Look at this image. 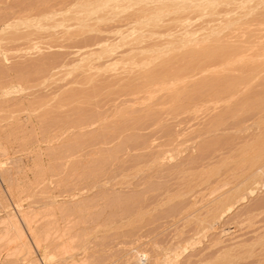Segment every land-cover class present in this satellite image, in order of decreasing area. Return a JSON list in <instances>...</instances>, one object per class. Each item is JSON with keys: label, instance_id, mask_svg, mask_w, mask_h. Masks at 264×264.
I'll list each match as a JSON object with an SVG mask.
<instances>
[{"label": "rangeland", "instance_id": "rangeland-1", "mask_svg": "<svg viewBox=\"0 0 264 264\" xmlns=\"http://www.w3.org/2000/svg\"><path fill=\"white\" fill-rule=\"evenodd\" d=\"M164 1L0 0V185L4 191L0 204V264H252L253 257V264H264V178L252 195L248 196L244 187L247 191L241 189L223 198L225 188L233 184L222 185L221 181H230L241 169L237 150L263 128L257 119L264 115L249 112L223 125L216 122V114L225 113L223 110L227 111L242 95L264 90V0ZM207 53L215 56L208 60ZM216 54L221 57L214 59ZM188 66L206 70L194 71L195 75L190 76L193 73L185 71ZM217 76L218 80L243 78L247 87L241 85L232 100L215 99V103L202 98L206 102L200 99L201 104L194 93L196 85L208 84ZM176 78L178 81H174ZM241 160L240 164H247V160ZM220 195L221 201L217 198ZM229 205L228 211L222 210ZM8 215L21 226L24 240L7 229ZM63 245L68 247L65 252Z\"/></svg>", "mask_w": 264, "mask_h": 264}, {"label": "bare ground", "instance_id": "bare-ground-1", "mask_svg": "<svg viewBox=\"0 0 264 264\" xmlns=\"http://www.w3.org/2000/svg\"><path fill=\"white\" fill-rule=\"evenodd\" d=\"M160 2L161 1H164V0H159ZM167 1V0H166ZM170 1V0H169ZM174 1H177V0H174ZM198 1V0H197ZM200 1H204V0H199V2ZM165 2V1H164ZM182 5V4H181ZM183 7V6H182ZM174 10V9H173ZM186 11V10H185ZM178 12V11H177ZM228 13V12H227ZM224 14H226V13H224ZM134 16V15H133ZM133 18V17H132ZM135 18V17H134ZM185 18V17H184ZM183 18V19H184ZM176 19V18H175ZM187 19V18H186ZM145 20V19H144ZM171 20H173V19H171ZM179 20V19H178ZM228 20V19H227ZM136 21H138V19H136L135 20V22ZM184 21H185V19H184ZM232 21V20H231ZM262 21V20H261ZM171 22V21H170ZM179 22V21H178ZM183 21H181V23H182ZM241 22V21H240ZM244 22V21H243ZM168 23V22H167ZM166 23V24H167ZM191 23V22H190ZM189 23V24H190ZM230 23V22H229ZM253 23H254V21H253ZM136 24V23H135ZM178 24H180V23H178ZM261 24V23H260ZM187 25V24H186ZM185 25V26H186ZM241 25V24H240ZM184 26V27H185ZM232 26V25H231ZM242 26V25H241ZM169 27V26H168ZM184 27H183V30L184 31H186L185 29H184ZM238 27H239V25H238ZM244 27V26H243ZM249 27V26H248ZM250 27H252V26H250ZM257 27V26H256ZM260 27V26H259ZM170 28V27H169ZM241 28V27H240ZM255 28V27H254ZM168 29V28H167ZM180 29V28H179ZM235 29V28H234ZM172 30V29H171ZM215 30V29H214ZM264 30V29H263ZM170 31V30H169ZM166 32V31H165ZM168 32V31H167ZM166 32V33H167ZM172 32V31H171ZM180 32V31H179ZM182 33V32H181ZM232 33V32H231ZM168 34V33H167ZM166 34V35H167ZM170 34V33H169ZM173 33H171V35H172ZM183 34V33H182ZM185 34H187V32H185ZM229 34V33H228ZM208 35H210V34H208ZM256 35V34H255ZM168 36V35H167ZM173 36V35H172ZM171 36V37H172ZM231 37V36H230ZM243 37V36H242ZM247 38V37H246ZM204 39V38H203ZM182 40V39H181ZM229 40V39H228ZM231 40H233L232 38H231ZM253 40V39H252ZM219 41V40H218ZM263 41V40H262ZM92 42V41H91ZM217 42V41H216ZM215 42V43H216ZM254 42V41H253ZM197 43V42H196ZM225 43V42H224ZM233 43V42H232ZM235 43V42H234ZM89 44V43H88ZM209 44V43H208ZM243 44V43H242ZM261 44V43H260ZM97 45V44H96ZM182 45V44H181ZM184 45V44H183ZM206 45V44H205ZM204 44H203V46H205ZM227 45V44H226ZM250 45V44H249ZM86 46V45H85ZM219 46V45H218ZM222 46H224V45H222ZM235 46H236V44H235ZM262 46V45H261ZM263 47H264V45H263ZM183 48V47H182ZM202 48V47H201ZM214 48V47H213ZM232 48V47H231ZM230 48V50H232ZM247 48V47H246ZM256 48V47H255ZM262 48V47H261ZM234 49V48H233ZM258 49V48H257ZM224 50V49H223ZM227 50V49H226ZM225 50V51H226ZM235 50V49H234ZM242 50H243V48H242ZM91 51H93V50H91ZM131 51V50H130ZM187 51V50H186ZM212 51V50H211ZM224 51V52H225ZM94 52V51H93ZM182 52V51H181ZM190 52V51H189ZM192 52V51H191ZM205 52V51H204ZM235 52V51H234ZM240 52H242V51H240ZM125 53V52H124ZM129 53V52H128ZM219 53H221L222 55L224 54V53H222V52H219ZM227 53V52H226ZM225 53V55L224 56H226L227 54ZM237 53V52H236ZM191 54V53H190ZM198 54V53H197ZM197 54H195V55H197ZM208 55L206 56V59H208V60H211L214 56H215V54H212V53H207ZM221 54H219L220 55V57H221ZM229 54V53H228ZM246 54V53H245ZM93 55V54H92ZM214 55V56H213ZM219 55L217 56V54H216V56L217 57H215L214 59H216V58H218L219 57ZM242 55V54H241ZM250 55H252V54H250ZM88 56H90V54L88 55ZM124 56V55H123ZM187 56V55H186ZM198 56H199V54H198ZM204 56V55H203ZM229 56H230V54H229ZM233 56V55H232ZM247 56V55H246ZM82 57V56H81ZM122 57V56H121ZM176 57V56H175ZM202 57V56H201ZM223 57V56H222ZM227 57V56H226ZM231 57V56H230ZM251 57V56H250ZM85 58V57H84ZM196 58H198V57H196ZM203 58V57H202ZM235 58H236V56H235ZM242 58V57H241ZM244 58V57H243ZM246 58V57H245ZM257 58V57H256ZM146 59V58H145ZM188 59V58H187ZM189 59H190V57H189ZM204 59V58H203ZM202 59V60H203ZM224 59H226V58H224ZM247 59V58H246ZM181 60H183V59H181ZM191 60V59H190ZM194 60V59H193ZM205 60V59H204ZM203 60V61H204ZM223 60V59H222ZM232 60V59H231ZM230 60V61H231ZM236 60V59H235ZM239 60V59H238ZM254 60V59H253ZM255 60H257V59H255ZM259 60V59H258ZM119 61V60H118ZM146 61V60H145ZM164 61V60H163ZM184 61V60H183ZM228 61H229V59H228ZM252 60H250V62H251ZM140 62H141V60H140ZM147 62H148V60H147ZM192 62V61H191ZM195 62V61H194ZM200 62V61H199ZM221 62V61H220ZM227 61L225 60V63H226ZM232 62V61H231ZM230 62V63H231ZM234 62H236V61H234ZM142 63V62H141ZM165 63V62H164ZM170 63V62H169ZM184 63H186V61L184 62ZM215 62H213V64H214ZM217 63H218V61H217ZM172 64V63H171ZM187 64V63H186ZM199 64V63H198ZM208 64V63H207ZM219 64V63H218ZM224 64V63H223ZM233 64V63H232ZM231 64V65H232ZM243 64V63H242ZM245 64V63H244ZM258 64H259V62H258ZM113 65V64H112ZM145 65V64H144ZM211 65H212V63H211ZM215 65V64H214ZM228 65V64H227ZM226 65V66H227ZM234 65V64H233ZM247 65V64H246ZM251 65H252V63H251ZM250 65V66H251ZM261 65V64H260ZM150 66H152V64L150 65ZM171 66H173V65H171ZM177 66V65H176ZM183 66V65H182ZM186 66V65H185ZM184 66V67H185ZM190 66V65H189ZM188 66V68H187V70L185 69V71H189L190 72V74H191V72L193 73V74H191L190 76H192V75H195L196 74V71L197 72H205V70H206V68H204V67H201V69H199V68H197V67H195L194 68V66H192V68H190ZM205 66H207V65H205ZM210 66V65H209ZM230 66V65H229ZM149 67V66H148ZM161 67V66H160ZM164 68H165V66H163ZM179 67V66H178ZM213 67H217V66H213ZM240 67V66H239ZM242 67H243V65H242ZM252 67V66H251ZM150 68V67H149ZM149 68H146V69H149ZM170 68V67H169ZM186 68V67H185ZM204 68V69H203ZM209 68V67H208ZM211 68V67H210ZM209 68V69H210ZM219 68H222V67H220L219 66ZM224 68H225V66H224ZM233 68V67H232ZM235 68V67H234ZM261 68V67H260ZM160 69V68H159ZM216 69V68H215ZM255 69V68H254ZM253 69V70H254ZM262 69V68H261ZM133 70V69H132ZM150 70V69H149ZM156 70H158V69H156ZM166 70V72H167V70L168 69H165ZM176 70V69H175ZM175 70L174 69H172L171 70V72L172 71H174V73H175ZM177 70H179V68L177 69ZM237 70H238V68H237ZM243 70H244V68H243ZM253 70H252V72H253ZM140 71V70H139ZM161 71H162V69H161ZM194 71H195V74H194ZM215 71V70H214ZM214 71H212V72H214ZM221 71V70H220ZM222 71H223V69H222ZM225 71V70H224ZM246 71V70H245ZM247 71H250V70H247ZM180 72V71H179ZM184 72V71H183ZM210 72V71H209ZM231 72H233V71H231ZM240 72V71H239ZM251 72V71H250ZM139 73V72H138ZM155 73V72H154ZM153 73V74H154ZM159 73H160V71H159ZM162 73V72H161ZM161 73H160V75H161ZM186 74H187V72H185ZM224 73V72H223ZM228 73H229V71H228ZM238 73V72H237ZM260 73V72H259ZM134 74V73H133ZM146 74H147V72H146ZM151 74V73H150ZM164 74V73H163ZM166 74H168V73H166ZM170 74V73H169ZM173 74V73H172ZM176 74V73H175ZM189 74V73H188ZM218 74V73H217ZM220 74V73H219ZM226 74V73H225ZM245 74V73H244ZM252 74V73H251ZM262 74H263V72H262ZM1 75V74H0ZM118 75V74H117ZM130 75V74H129ZM177 75V74H176ZM181 75V74H180ZM179 75V76H180ZM222 75V74H221ZM233 75H235L234 73H233ZM137 76V75H136ZM150 76V75H149ZM148 76V77H149ZM152 76V75H151ZM150 76V77H151ZM154 76H155V74H154ZM168 76H170V75H168ZM172 76H174V75H172ZM178 76V77H179ZM243 76V75H242ZM241 76V77H242ZM250 76V75H249ZM119 77V76H118ZM117 77V78H118ZM122 77V76H121ZM130 77H132V76H130ZM135 77V76H134ZM142 77V76H141ZM165 77H166V75H165ZM171 77V76H170ZM175 77V76H174ZM183 77H184V73H183ZM186 77V76H185ZM188 77V76H187ZM201 77V76H200ZM92 78V77H91ZM109 78V77H108ZM128 78V77H127ZM155 78V77H154ZM161 78V77H160ZM167 78H169V77H167ZM243 78H244V76H243ZM242 78V79H243ZM252 78V77H251ZM11 79V78H10ZM111 79V78H110ZM144 79H145V77H144ZM152 79V78H151ZM156 79V78H155ZM162 80H163V78H161ZM165 79V78H164ZM178 78H176L174 81H176ZM180 80H181V78H179ZM194 79V78H193ZM201 79V78H200ZM215 79V78H214ZM213 79V80H214ZM217 79V80H216ZM214 81H209L208 82V84H204V82L202 83L201 82V85H200V82H199V84L198 85H200L199 87H197L198 85H196V87H195V89H197V90H193L194 91V93L196 94V98H198L197 99V101L198 102H200L201 103V101H200V99H202V98H208L207 99V101H209V98L210 99H213V101L215 100V101H217V100H220V99H222V98H225V99H231L232 100V98L234 97V96H236L237 95V92H239V87L241 86V87H243V88H246L247 86H245L247 83L245 82V80L247 79V77L246 78H244L243 80H244V82L246 83L245 85H244V83H243V81H242V79H240V78H225L224 79V77H223V80L221 79H219L218 80V76H217V78H216ZM260 79V78H259ZM263 79V78H262ZM116 80V79H115ZM128 80V79H127ZM132 80V79H131ZM160 80V79H159ZM158 80V81H159ZM161 80V81H162ZM171 80H173V79H171ZM190 80H192V78L190 79ZM196 80V79H195ZM204 80V79H203ZM202 80V81H203ZM250 80V79H249ZM94 81V80H93ZM95 81H97V80H95ZM108 81H109V79H108ZM148 81V80H147ZM149 81H151V80H149ZM153 81V80H152ZM156 81H157V79H156ZM165 81V80H164ZM168 81V80H167ZM174 81H173V83H174ZM178 81V80H177ZM194 81V80H193ZM107 81H105L104 83H106ZM121 82H122V80H121ZM121 82H119V83H121ZM169 82V81H168ZM188 82V81H187ZM205 82H207V81H205ZM247 82H248V80H247ZM103 83V84H104ZM123 83H125V82H123ZM127 83V82H126ZM133 83V82H132ZM131 83V84H132ZM157 83V82H156ZM159 83V82H158ZM165 83V82H164ZM181 83H183L182 82V80H181ZM255 83V82H254ZM90 84V83H89ZM144 84V83H143ZM168 84V83H167ZM166 84V85H167ZM175 84V83H174ZM261 84H262V82H261ZM260 84V85H261ZM264 84V83H263ZM3 85V84H2ZM102 85V84H101ZM108 85V84H107ZM111 85V84H110ZM116 85V84H115ZM129 85V84H128ZM138 85V84H137ZM248 85V87H251V84L249 85V83L247 84ZM4 86V85H3ZM114 86V85H113ZM120 86H122V85H120ZM132 86V85H131ZM131 86L130 87H128V88H131ZM134 86V85H133ZM136 86V85H135ZM141 86V85H140ZM161 86V85H160ZM159 86V87H160ZM169 86V85H168ZM173 86V85H172ZM178 86V85H177ZM2 87V86H1ZM146 88H147V86H145ZM152 87H153V85H152ZM162 87H163V84H162ZM166 87V86H165ZM164 87V88H165ZM171 87V86H170ZM119 88V87H118ZM121 88V87H120ZM167 88V87H166ZM183 88V87H182ZM192 88V87H191ZM203 88H204V91H203ZM205 88H206V91L208 92V90H210L211 91V89H213L212 91H211V93H209V94H206V91H205ZM263 88H264V86H262V90H263ZM0 89H2V88H0ZM94 89V88H93ZM108 89V88H107ZM110 89V88H109ZM113 89V88H112ZM126 89V88H125ZM137 89H139L138 88V86H137ZM141 89V88H140ZM142 89H143V87H142ZM148 89H149V87H148ZM161 89V88H160ZM174 89V88H173ZM176 89V88H175ZM194 89V88H193ZM259 89V88H258ZM79 90V89H78ZM116 90V89H115ZM134 90V89H133ZM150 90H152V89H150ZM150 90H149V93H151L150 92ZM157 90V89H156ZM163 90V89H162ZM171 90V89H170ZM185 90V89H184ZM109 91V90H108ZM117 91V90H116ZM121 91V90H120ZM130 91V90H129ZM142 91V90H141ZM141 91H140V93H141ZM145 91V90H144ZM146 91H148L147 89H146ZM155 91V90H154ZM161 91V90H160ZM175 91V90H174ZM173 91V92H174ZM178 91H179V89H178ZM186 91V90H185ZM253 91V90H252ZM257 91V90H256ZM104 92V91H103ZM102 92V93H103ZM133 92H135V91H133ZM139 92V91H138ZM166 92V91H165ZM173 92H171L170 94H172ZM175 92H177V90L175 91ZM181 92V91H180ZM249 92V91H248ZM109 93H110V91H109ZM128 93V92H127ZM146 93V92H145ZM144 93V94H145ZM189 93V92H188ZM191 93H192V91H191ZM246 93V92H245ZM121 94V93H120ZM131 94V93H130ZM135 94V93H134ZM138 94V93H137ZM143 94V93H142ZM185 94H186V92H185ZM190 94V93H189ZM77 95V94H76ZM104 95V94H103ZM129 95V94H128ZM152 95V94H151ZM150 95V96H151ZM163 95V94H162ZM165 95H167L166 93H165ZM74 96V95H73ZM100 96V95H99ZM112 96V95H111ZM114 96H115V94H114ZM125 96V95H124ZM132 96H133V94H132ZM140 96V95H139ZM145 96V95H144ZM143 96V97H144ZM148 96V95H147ZM159 96V95H158ZM161 96V95H160ZM176 96H177V94H176ZM76 97V96H75ZM87 97V96H86ZM110 97V96H109ZM129 97H131V96H129ZM172 97V96H171ZM187 97V96H186ZM118 98H120V97H118ZM117 98V99H118ZM145 98H147L146 96H145ZM153 98V97H152ZM175 98V97H174ZM188 98V97H187ZM186 98V99H187ZM195 98V97H194ZM238 98V97H237ZM236 98V99H237ZM73 99V98H72ZM86 99V98H85ZM125 99V98H124ZM137 99V98H136ZM158 99V98H157ZM171 99V98H170ZM182 99V98H181ZM189 99H191V98H189ZM193 99V98H192ZM204 99H202V102H203V100ZM234 99V98H233ZM80 100V99H79ZM79 100H77V101H79ZM90 100V99H89ZM100 100V99H99ZM114 100V99H113ZM128 100V99H127ZM139 100V99H138ZM142 100H143V98H142ZM150 100V99H149ZM162 100V99H161ZM174 100V99H173ZM206 100V99H205ZM204 100V101H205ZM230 100V101H231ZM178 101V100H177ZM188 101V100H187ZM196 101V100H195ZM211 101V100H210ZM214 101V102H215ZM233 101H235V100H233ZM89 102V101H88ZM100 102V101H99ZM109 102V101H108ZM113 102H115V101H113ZM112 102V103H113ZM165 102V101H164ZM169 102V101H168ZM172 102V101H171ZM206 102V101H205ZM212 102V101H211ZM222 102V101H221ZM224 102V101H223ZM226 102V101H225ZM229 102V101H228ZM227 102V103H228ZM20 103V102H19ZM80 103V102H79ZM85 103V102H84ZM101 103V102H100ZM103 103V102H102ZM117 103V102H116ZM121 103V102H120ZM195 103V102H194ZM204 103V102H203ZM208 103V102H207ZM210 103V102H209ZM216 103V102H215ZM220 103V102H219ZM97 104V103H96ZM111 104V103H110ZM152 104V103H151ZM174 104V103H173ZM202 104V103H201ZM77 105H78V103H77ZM120 105V104H119ZM140 105V104H139ZM162 105V104H161ZM178 105V104H177ZM188 105H189V103H188ZM191 105V104H190ZM207 105H209V104H207ZM216 105V104H215ZM91 106V105H90ZM97 106V105H96ZM113 106V105H112ZM138 106V105H137ZM179 106V105H178ZM99 107V106H98ZM155 107V106H154ZM187 107V106H186ZM207 107V106H206ZM213 107V106H212ZM219 107H220V105H219ZM81 108V107H80ZM104 108V107H103ZM137 108V107H136ZM179 108V107H178ZM204 108V107H203ZM215 108V107H214ZM217 108V107H216ZM90 109V108H89ZM102 109V108H101ZM104 109H106V108H104ZM103 109V110H104ZM108 109H109V107H108ZM111 109V108H110ZM157 109V108H156ZM160 109V108H159ZM183 109H184V107H183ZM199 109V108H198ZM206 109V108H205ZM212 109V108H211ZM220 109V108H219ZM218 109V110H219ZM91 110V109H90ZM143 110V109H142ZM153 110V109H152ZM74 111V110H73ZM105 111V110H104ZM122 111V110H121ZM139 111V110H138ZM184 111V110H183ZM186 111H188V109L186 110ZM209 111V110H208ZM148 112V111H147ZM172 112V111H171ZM223 112H225V113H222V114H216V122H218L219 124H221L222 123V125H223V123L224 122H226L228 119H236L237 117H238V119H239V116H243L244 114H246V113H249V112H255V114H258V116H259V114H263L264 115V90L263 91H261V92H258V93H253V95H248V96H243L242 95V98H240V100H238V102H236L232 107H229V108H227V111H224L223 110ZM96 113V112H95ZM95 113H93V114H95ZM146 113V112H145ZM160 113V112H159ZM201 113V112H200ZM209 113V112H208ZM217 113V112H216ZM81 114V113H80ZM97 114V113H96ZM156 114V113H155ZM164 114V113H163ZM196 114V113H195ZM84 115V114H83ZM86 115V114H85ZM106 115H107V113H106ZM160 115H162V114H160ZM188 115V114H187ZM205 115V114H204ZM212 115V114H211ZM103 116V115H102ZM169 116V115H168ZM254 116V115H253ZM257 116V115H256ZM261 116V115H260ZM144 117V116H143ZM157 117V116H156ZM191 117V116H190ZM255 117V116H254ZM84 118V117H83ZM92 118V117H91ZM147 118V117H146ZM158 118V117H157ZM252 119H253V117H251ZM256 118V117H255ZM79 119V118H78ZM82 119V118H81ZM237 119V120H238ZM93 120V119H92ZM117 120V119H116ZM165 120V119H164ZM163 120V121H164ZM199 120H201V119H199ZM215 120V119H214ZM248 120V119H247ZM254 120V119H253ZM253 120H252V122H253ZM258 122L259 123H262V125H263V128H260L261 130H259V132L256 134V135H254V137H252L253 138V140H251V139H248L245 143H241L240 142V139H239V144L241 143V147H240V149L239 150H237V151H239V154H240V156H239V158H238V160H240V162L242 161L241 159L242 158H244L245 160H247V164H244V165H246L245 167H242V166H244L243 165V163L242 164H240V162H237V163H239V166L241 167V169H239V172L237 173V174H233L232 175V179L229 181V180H226V178L225 179H223V180H221L222 181V185H225V184H228V183H232L233 184V186H231V188L229 189L228 187H227V189L225 188V191H224V188H222L223 189V193H222V198H223V195L224 196H226V197H229V195H231L232 196V194L233 193H237V192H239V190H243L244 189V187L245 188H247V190H248V196H249V194L250 195H252L253 194V192L255 191V190H257L258 189V187H260V181L262 180V178H264V116L263 117H258ZM97 121V120H96ZM118 121V120H117ZM137 121V120H136ZM175 121H176V119H175ZM93 122V121H92ZM143 122V121H142ZM152 122H154V121H152ZM156 122V121H155ZM161 122V121H160ZM179 122V121H178ZM181 122V121H180ZM201 122V121H200ZM210 122V121H209ZM242 122V121H241ZM244 122V121H243ZM96 123V122H95ZM127 123V122H126ZM136 123V122H135ZM165 123H166V121H165ZM210 123H212V122H210ZM209 123V124H210ZM217 123V124H218ZM235 123V122H234ZM89 124V123H88ZM125 124V123H124ZM132 124V123H131ZM149 124V123H148ZM148 124H146V125H148ZM198 124V123H197ZM242 124V123H241ZM253 124V123H252ZM256 124H258V123H256ZM123 125V124H122ZM199 125V124H198ZM204 125V124H203ZM213 125L215 126V124L213 123ZM213 125H211V126H213ZM228 125V124H227ZM234 125H236V124H234ZM262 125H261V127H262ZM97 126V125H96ZM128 126V125H127ZM156 126V125H155ZM157 126H159V125H157ZM162 126V125H161ZM170 126H171V124H170ZM233 126V125H232ZM238 126V125H237ZM118 127V126H117ZM123 127V126H122ZM130 127V126H129ZM145 127H147V126H145ZM168 127H169V125H168ZM177 127V126H176ZM228 127V126H227ZM245 127V126H244ZM257 127V126H256ZM112 128V127H111ZM124 128V127H123ZM153 128V127H152ZM156 128V127H155ZM234 128V127H233ZM166 129V128H165ZM178 129V128H177ZM186 129V128H185ZM188 129V128H187ZM186 129V130H187ZM203 129V128H202ZM208 129H210V128H208ZM212 129V128H211ZM213 129H214V127H213ZM216 129V128H215ZM185 130V131H186ZM228 130V129H227ZM242 130V129H241ZM93 131V130H92ZM91 131V132H92ZM164 131V130H163ZM190 131H192V130H190ZM216 131H217V129H216ZM154 132V131H153ZM162 132V131H161ZM180 132V131H179ZM210 132V131H209ZM208 132V133H209ZM228 132V131H227ZM244 132V131H243ZM78 133V132H77ZM178 133V132H177ZM184 133V132H183ZM206 133V132H205ZM215 133V132H214ZM229 133V132H228ZM116 134V133H115ZM121 134V133H120ZM136 134V133H135ZM156 134H157V132H156ZM159 134H160V136H161V133H160V131H159ZM163 134V133H162ZM173 134V133H172ZM176 134V133H175ZM202 134V133H201ZM207 134V133H206ZM238 134V133H237ZM134 135V134H133ZM154 135V134H153ZM181 135V134H180ZM209 135V134H208ZM217 135V134H216ZM243 135V134H242ZM253 135V134H252ZM113 136V135H112ZM118 136V135H117ZM147 136H149V135H147ZM236 136V135H235ZM91 137V136H90ZM129 137V136H128ZM144 137V136H143ZM170 137V136H169ZM180 137V136H179ZM183 137V136H182ZM181 137V138H182ZM187 137V136H186ZM219 137V136H218ZM103 138H105V137H103ZM108 138V137H107ZM149 138V137H148ZM154 138V137H153ZM175 138V137H174ZM173 138V139H174ZM225 138V137H224ZM231 138V137H230ZM245 138V137H244ZM248 138H250V137H248ZM246 139V138H245ZM93 140V139H92ZM118 140V139H117ZM135 140V139H134ZM175 140V139H174ZM251 142H250V141ZM94 141V140H93ZM172 141V140H171ZM186 141V140H185ZM194 141V140H193ZM221 141V140H220ZM96 142V141H95ZM175 142H177V141H175ZM188 142V141H187ZM216 142V141H215ZM218 142V141H217ZM222 142H223V140H222ZM228 142H231V141H228ZM238 142V141H237ZM249 142V143H248ZM100 143V142H99ZM103 143V142H102ZM107 143V142H106ZM127 143H129V142H127ZM180 143V142H179ZM210 143H211V141H210ZM227 143V142H226ZM225 143V144H226ZM236 143V142H235ZM258 144V145H255V144ZM95 144V143H94ZM97 144V143H96ZM176 144H178V143H176ZM175 144V145H176ZM218 144V143H217ZM86 145V144H85ZM92 145V144H91ZM99 145V144H98ZM102 145V144H101ZM111 145V144H110ZM137 145H139V144H137ZM179 145V144H178ZM181 145V144H180ZM211 145V144H210ZM215 145V144H214ZM224 145V144H223ZM231 145H233V144H231ZM249 145H251V147H249ZM252 145H255V146H252ZM121 146V145H120ZM151 146V145H150ZM161 146V145H160ZM204 146V145H203ZM202 146V147H203ZM207 146V145H206ZM206 146H204V147H206ZM220 146V145H219ZM177 147V146H176ZM195 147V146H194ZM200 147V146H199ZM212 147V146H211ZM232 147V146H231ZM80 148V147H79ZM155 148H157V147H155ZM173 148H175V147H173ZM213 148V147H212ZM215 148V147H214ZM234 148V147H233ZM86 149V148H85ZM92 150H93V148H91ZM122 149H123V147H122ZM127 149V148H126ZM182 149V148H181ZM203 149V148H202ZM201 149V150H202ZM205 150H206V148H204ZM209 149H210V147H209ZM208 149V150H209ZM216 149H217V147H216ZM221 149V148H220ZM223 149V148H222ZM97 150V149H96ZM120 150V149H119ZM128 150V149H127ZM126 150V151H127ZM173 150V149H172ZM175 150V149H174ZM173 150V151H174ZM190 150V149H189ZM196 150V149H195ZM200 150V149H199ZM207 150V151H208ZM214 150V149H213ZM236 150V149H235ZM85 151V150H84ZM100 151V150H99ZM106 151V150H105ZM104 151V152H105ZM125 151V150H124ZM176 151V150H175ZM175 151H174V153H175ZM206 151V152H207ZM209 151H211V150H209ZM208 151V152H209ZM217 151V150H216ZM110 152V151H109ZM197 152H199L198 150H197ZM201 152V151H200ZM199 152V153H200ZM212 152V151H211ZM219 152H220V150H219ZM218 152V153H219ZM226 152V151H225ZM236 152V151H235ZM122 153V152H121ZM180 153V152H179ZM182 153V152H181ZM202 153V152H201ZM232 153V152H231ZM237 153V152H236ZM235 153V154H236ZM244 153H245V155H244ZM249 153V154H248ZM97 154V153H96ZM115 154V153H114ZM158 154V153H157ZM171 154V153H170ZM173 154V153H172ZM176 154V153H175ZM174 154V155H175ZM204 154V153H203ZM202 154V155H203ZM212 154L213 153H211V157H212ZM226 154V153H225ZM127 155V154H126ZM140 155V154H139ZM154 155H155V153H154ZM160 155V154H159ZM159 155H156V156H159ZM164 155V154H163ZM200 155V154H199ZM198 155V156H199ZM215 155V154H214ZM217 155V154H216ZM219 155V154H218ZM78 156V155H77ZM111 156V155H110ZM156 156H155V158H156ZM208 156V155H207ZM119 157V156H118ZM132 157V156H131ZM176 157V156H175ZM194 157V156H193ZM222 157V156H221ZM233 157V156H232ZM236 157V156H235ZM91 158V157H90ZM117 158V157H116ZM149 158V157H148ZM154 158V157H153ZM161 158V157H160ZM179 158V157H178ZM199 158V157H198ZM202 158H204L203 156H202ZM208 158V157H207ZM207 158H205V160L207 159ZM212 158H214V157H212ZM217 158V157H216ZM215 158V159H216ZM231 158V157H230ZM130 159V158H129ZM133 159V158H132ZM151 159V158H150ZM93 160V159H92ZM111 160H113V159H111ZM194 160H195V158H194ZM205 160H203L202 162H204ZM210 160V159H209ZM213 160V159H212ZM218 160V159H217ZM244 160V161H245ZM91 161V160H90ZM118 161H119V159H118ZM131 161V160H130ZM129 161V162H130ZM151 161V160H150ZM149 161V162H150ZM182 161V160H181ZM199 161H201V160H199ZM237 161V160H236ZM102 162V161H101ZM120 162V161H119ZM133 162V161H132ZM214 162H217V161H214ZM79 163V162H78ZM124 163H127V162H124ZM138 163V162H137ZM176 163V162H175ZM185 163V162H184ZM212 163V162H211ZM232 163V162H231ZM91 164V163H90ZM113 164V163H112ZM116 164V163H115ZM180 164V163H179ZM195 164V163H194ZM198 164V163H197ZM219 164V163H218ZM217 164V165H218ZM99 165H100V163H99ZM107 165V164H106ZM126 165V164H125ZM128 165H130V164H128ZM138 165H139V163H138ZM183 165V164H182ZM190 165V164H189ZM204 165H206V164H204ZM209 165H210V162H209ZM238 165V164H237ZM82 166V165H81ZM113 166H114V164H113ZM120 166V165H119ZM144 166V165H143ZM155 166V165H154ZM195 166V165H194ZM198 166L200 167V165L198 164ZM206 166H208V165H206ZM211 166V165H210ZM222 167H223V165H221ZM221 166H217L218 168L219 167H221ZM232 166V165H231ZM80 167V166H79ZM121 167V166H120ZM142 167V166H141ZM99 168V167H98ZM103 168V167H102ZM101 167L99 168V169H102ZM116 168V167H115ZM133 168V167H132ZM178 168V167H177ZM188 168V167H187ZM195 168H197V166H195ZM217 168V169H218ZM94 169V168H93ZM92 169V170H93ZM119 169V168H118ZM123 169V168H122ZM145 169V168H144ZM191 169H192V167H191ZM203 169V168H202ZM205 169V168H204ZM219 169H221V168H219ZM223 169V168H222ZM114 170V169H113ZM123 170H125V169H123ZM122 170V171H123ZM169 170H171V169H169ZM175 170V169H174ZM192 170H194V169H192ZM197 170V169H196ZM79 171V170H78ZM99 171H101V170H99ZM107 171H108V169H107ZM112 171V170H111ZM117 171V170H116ZM121 171V172H122ZM143 171V170H142ZM180 171V170H179ZM182 171V170H181ZM185 171H188V170H185ZM210 171V170H209ZM217 171V170H216ZM222 171V170H221ZM225 171V170H224ZM90 172H92V171H90ZM95 172V171H94ZM94 172H93V174H94ZM98 172V171H97ZM184 172V171H183ZM215 172V171H214ZM96 173V172H95ZM107 173V172H106ZM115 173V172H114ZM116 173H118V172H116ZM123 173V172H122ZM128 173V172H127ZM170 173V172H169ZM174 173V172H173ZM211 173V172H210ZM223 173V172H222ZM86 174H88V173H86ZM118 174H120V172L118 173ZM179 174V173H178ZM215 174V173H214ZM218 174V173H217ZM81 175V174H80ZM84 175V174H83ZM113 175V174H112ZM111 175V176H112ZM144 175V174H143ZM146 175V174H145ZM144 175V176H145ZM169 175V174H168ZM175 175V174H174ZM221 175V174H220ZM219 175V176H220ZM228 175V174H227ZM79 176V175H78ZM97 176V175H96ZM99 176V175H98ZM104 176V175H103ZM110 176V177H111ZM113 176H116V175H113ZM112 176V177H113ZM118 176V175H117ZM116 176V177H117ZM119 176H121V175H119ZM136 176V175H135ZM143 176V177H144ZM180 176V175H179ZM223 176V175H222ZM229 176V175H228ZM82 177H84V176H82ZM122 177V176H121ZM132 177V176H131ZM148 177V176H147ZM169 177V176H168ZM221 177V176H220ZM78 178V177H77ZM85 178H88V177H85ZM108 178H109V176H108ZM133 179H134V177H132ZM158 178V177H157ZM163 178V177H162ZM179 178V177H178ZM182 178V177H181ZM216 178V177H215ZM218 178V177H217ZM110 179V178H109ZM113 179V178H112ZM144 179V178H143ZM180 179V178H179ZM97 180V179H96ZM114 180V179H113ZM123 180V179H122ZM125 180V179H124ZM139 180V179H138ZM147 180V179H146ZM171 180V179H170ZM191 180V179H190ZM264 180V179H263ZM262 180V181H263ZM106 181V180H105ZM129 181V180H128ZM150 181V180H149ZM169 181V180H168ZM117 182V181H116ZM124 182V181H123ZM184 181H182V183H183ZM185 182H187V181H185ZM206 182V181H205ZM209 182V181H208ZM107 183V182H106ZM122 183V182H121ZM150 183V182H149ZM159 183V182H158ZM161 183V182H160ZM212 183L214 184L215 182H213L212 181ZM94 184V183H93ZM112 184V183H111ZM115 184V183H114ZM122 184H124V183H122ZM122 184H121V186H122ZM144 184V183H143ZM147 184V183H146ZM181 184V183H180ZM206 184V183H205ZM91 185V184H90ZM130 185V184H129ZM141 185V184H140ZM148 185V184H147ZM150 185V184H149ZM148 185V186H149ZM157 185V184H156ZM174 185V184H173ZM173 185H171V186H173ZM187 185V184H186ZM191 185V184H190ZM207 185V184H206ZM211 186V184L209 183L208 184V186ZM262 185V184H261ZM76 186V185H75ZM136 186V185H135ZM151 186V185H150ZM153 186V185H152ZM178 186H179V184H178ZM198 186V185H197ZM205 186V185H204ZM209 186V187H210ZM218 186V185H217ZM230 186V185H229ZM111 187V186H110ZM119 187V186H118ZM123 187L124 186H122L121 188L123 189ZM143 187H145V186H143ZM169 187V186H168ZM212 187V186H211ZM220 187V186H219ZM218 187V188H219ZM223 187V186H222ZM10 188H11V186H10ZM15 188V187H14ZM76 188H77V186H76ZM115 188V187H114ZM140 188V187H139ZM171 188V187H170ZM112 189V188H111ZM118 189V188H117ZM120 189V188H119ZM134 189H135V187H134ZM146 189H148V188H146ZM169 189V188H168ZM182 189V188H181ZM202 189H204V188H201V190ZM212 189V188H211ZM220 189V188H219ZM141 190H142V188H141ZM145 190V189H144ZM151 190V189H150ZM155 190V189H154ZM175 190V189H174ZM197 190V189H196ZM207 190V189H206ZM216 190L218 191V189L216 188ZM245 191H247L246 189H244ZM8 191V190H7ZM120 191H121V189H120ZM149 191V190H148ZM147 191V192H148ZM160 191V190H159ZM164 191V190H163ZM187 191V190H186ZM222 191V190H221ZM258 191V190H257ZM256 191V192H257ZM3 188H2V186L0 185V204L1 203H3V202H1V199L4 197L3 195ZM96 192V191H95ZM112 192V191H111ZM122 192H124V191H122ZM127 192V191H126ZM146 192V191H145ZM173 192V191H172ZM178 192H179V190H178ZM195 192V191H194ZM214 192V191H213ZM216 192V191H215ZM10 193V192H9ZM12 193V192H11ZM149 193V192H148ZM157 193V192H156ZM184 193V192H183ZM246 193V192H245ZM125 194V193H124ZM133 194V193H132ZM143 194V193H142ZM158 194V193H157ZM162 194V193H161ZM165 194V193H164ZM186 194H187V192H186ZM220 194H221V192H220ZM240 194V193H239ZM238 194V195H239ZM13 195V194H12ZM98 195V194H97ZM114 195V194H113ZM121 195V194H120ZM126 195H127V193H126ZM125 195V196H126ZM131 195V194H130ZM138 195V194H137ZM144 195H145V193H144ZM155 195V194H154ZM209 195V194H208ZM216 195V194H215ZM238 195H237V199H238ZM244 195V194H243ZM3 196V197H2ZM14 196V195H13ZM109 196V195H108ZM117 196V195H116ZM139 196V195H138ZM147 196V195H146ZM176 196V195H175ZM210 196H212V194H210ZM233 196H235V195H233ZM102 197H103V195H102ZM132 197V196H131ZM142 197V196H141ZM216 197V196H215ZM219 197H221V195L220 196H217V198H219ZM239 197H240V199H243V196H240L239 195ZM247 197V196H246ZM245 197V198H246ZM120 198V197H119ZM133 198V197H132ZM195 198V197H194ZM211 198V197H210ZM213 198V197H212ZM221 198V199H222ZM225 198V197H224ZM261 198V197H260ZM110 199H112V198H110ZM114 199V198H113ZM124 199V198H123ZM139 199H140V197H139ZM142 199V198H141ZM165 199V198H164ZM232 199V198H231ZM235 199H236V197H235ZM236 199V200H237ZM149 200V199H148ZM191 200V199H190ZM208 200H209V198H208ZM211 200V199H210ZM215 200V199H214ZM214 200L213 201H211V203L212 202H214ZM219 200H220V198H219ZM230 200V199H229ZM233 200V199H232ZM245 200V199H244ZM247 200V199H246ZM122 201V200H121ZM130 201V200H129ZM133 200L131 199V201L130 202H132ZM137 201V200H136ZM135 201V202H136ZM155 201H156V199H155ZM159 201V200H158ZM182 201V200H181ZM216 201V200H215ZM217 201H218V199H217ZM221 201V200H220ZM219 201V202H220ZM238 201V200H237ZM254 201V200H253ZM106 202V201H105ZM109 202V201H108ZM112 202V201H111ZM123 202V201H122ZM138 202V201H137ZM228 202V201H227ZM235 202V201H234ZM233 202V203H234ZM240 202V201H239ZM243 202V201H242ZM5 203V202H4ZM102 203H104V201L102 202ZM113 203V202H112ZM175 203V202H174ZM186 203V202H185ZM226 203V202H225ZM233 203H231L232 205H233ZM236 203V202H235ZM264 203V202H263ZM105 204V203H104ZM106 204H107V202H106ZM116 204V203H115ZM143 204V203H142ZM178 204V203H177ZM176 204V205H177ZM189 204H190V202H189ZM221 203H219V205H220ZM228 204V203H227ZM237 204H239L238 202H237ZM250 204V203H249ZM258 204V203H257ZM261 204V203H260ZM93 205V204H92ZM122 205V204H121ZM130 205V204H129ZM139 205V204H138ZM150 205L152 206V204L150 203ZM171 205V204H170ZM204 205H205V202H204ZM232 205H229V206H227V207H223L222 208V210L224 209V208H226V210L228 211L230 208H231V206ZM252 205H253V203H252ZM2 206V205H1ZM108 206V205H107ZM134 206V205H133ZM144 206V205H143ZM157 206V205H156ZM178 206V205H177ZM182 206V205H181ZM187 206H188V204H187ZM186 206V207H187ZM202 206H203V204H202ZM257 206V205H256ZM121 207V206H120ZM125 207V206H124ZM128 207V206H127ZM126 207V208H127ZM132 207V206H131ZM166 207V206H165ZM169 207H171V206H169ZM168 207V208H169ZM185 207V208H186ZM199 207V206H198ZM205 207H207V206H205ZM217 207H218V205H217ZM235 207V206H234ZM237 207V206H236ZM264 207V206H263ZM262 207V208H263ZM107 208V207H106ZM110 208V207H109ZM125 208V209H126ZM144 208V207H143ZM161 208V207H160ZM173 208H175L174 206H173ZM180 208V207H179ZM196 208V207H195ZM211 208V207H210ZM233 208V207H232ZM251 208V207H250ZM113 209H114V207H113ZM145 209H146V207H145ZM182 208H180V210H181ZM184 209V208H183ZM217 209V208H216ZM253 210L255 209V208H252ZM75 210V209H74ZM109 210V209H108ZM130 210V209H129ZM128 210V211H129ZM141 210V209H140ZM162 210H164V209H162ZM193 210V209H192ZM191 210V211H192ZM196 211H198L197 210V208L195 209ZM258 210H260V208H258ZM257 210V211H258ZM263 210H264V208H263ZM101 211V210H100ZM127 211V210H126ZM135 211V210H134ZM166 211H167V209H166ZM173 211V210H172ZM177 211H179V209L177 210ZM247 211V210H246ZM249 211V210H248ZM256 211V212H257ZM124 212V211H123ZM148 212V211H147ZM220 212V211H219ZM223 212V211H222ZM221 212V213H222ZM225 212V211H224ZM230 212V211H229ZM250 212V211H249ZM255 212V211H254ZM102 213V212H101ZM119 213V212H118ZM117 213V214H118ZM128 213V212H127ZM132 213V212H131ZM134 213V212H133ZM180 212H178V214H179ZM188 213H191V212H188ZM205 213V212H204ZM226 213V212H225ZM244 213V212H243ZM246 213V212H245ZM263 213V212H262ZM152 214H154V213H152ZM174 214H175V212H174ZM174 214H172V215H174ZM176 214H177V212H176ZM215 214V213H214ZM242 214V213H241ZM248 214V213H247ZM253 214V213H252ZM255 214V213H254ZM101 215V214H100ZM115 215V214H114ZM113 215V216H114ZM129 215V214H128ZM131 215V214H130ZM169 215V214H168ZM171 215V216H172ZM185 215H186V213H185ZM227 215V214H226ZM234 215V214H233ZM238 215V214H237ZM256 215V214H255ZM9 216V215H8ZM22 216V215H21ZM95 216V215H94ZM99 216V215H98ZM97 216V217H98ZM150 216V215H149ZM162 216V215H161ZM175 216V215H174ZM178 216V215H177ZM180 216H181V214H180ZM187 216V215H186ZM213 216V215H212ZM239 216V215H238ZM102 217V216H101ZM189 218H192V217H190V216H188ZM215 217V216H214ZM214 217H212V218H214ZM219 217H221L220 215H219ZM219 217H217V218H219ZM233 217V216H232ZM236 217V216H235ZM234 217V218H235ZM241 217V216H240ZM254 217V216H253ZM264 217V216H263ZM113 218V217H112ZM133 218V217H132ZM155 218V217H154ZM158 218H159V216H158ZM169 218V217H168ZM176 218V217H175ZM178 218V217H177ZM180 218V217H179ZM182 218V217H181ZM184 218V217H183ZM187 218V217H186ZM188 218V219H189ZM216 218V217H215ZM252 218V217H251ZM23 219L25 220V218L23 217ZM164 219V218H163ZM246 219V218H245ZM247 219H249V218H247ZM264 219V218H263ZM23 220V221H24ZM145 220H147V219H145ZM144 220V221H145ZM214 220H216V219H214ZM231 220V219H230ZM5 221H8V226H7V229L8 228H10L11 230H14L15 231V233H14V235L18 238V239H23V231H21V226L19 227V224L17 223V221L15 220V218H14V216H9ZM29 221V220H28ZM97 221V220H96ZM112 221V220H111ZM118 221V220H117ZM150 221V220H149ZM154 221V220H153ZM168 221V220H167ZM171 221V220H170ZM212 221V220H211ZM210 221V222H211ZM219 221V220H218ZM221 221V220H220ZM228 221V220H227ZM226 221V222H227ZM241 221V220H240ZM261 221V220H260ZM264 221V220H263ZM80 222V221H79ZM146 222V221H145ZM147 222H148V220H147ZM162 222V221H161ZM161 222H158V223H160L161 224ZM176 222H177V220H176ZM239 222V221H238ZM257 222H259V220L257 221ZM7 223V222H6ZM24 223V222H23ZM27 223V222H26ZM163 223V222H162ZM171 223V222H170ZM178 223V222H177ZM176 223V224H177ZM198 223H199V221H198ZM202 223V222H201ZM201 223H199V225L201 224ZM208 223V222H207ZM240 223V222H239ZM238 223V224H239ZM140 224V223H139ZM148 224V223H147ZM149 224H151V223H149ZM165 224H167V223H165ZM205 224V223H204ZM209 224V223H208ZM207 224V225H208ZM219 224V223H218ZM222 224V223H221ZM7 225V224H6ZM68 225V224H67ZM78 225V224H77ZM102 225V224H101ZM159 225V224H158ZM206 225V224H205ZM224 226L223 227H225V224H223ZM227 225V224H226ZM96 226V225H95ZM137 226V225H136ZM154 226V225H153ZM152 226V227H153ZM173 226V225H172ZM204 226V225H203ZM107 227V226H106ZM110 227V226H109ZM139 227V226H138ZM137 227V228H138ZM148 227V226H147ZM161 227V226H160ZM181 227V226H180ZM190 227H191V225H190ZM205 227H207V226H205ZM220 227V226H219ZM236 227V226H235ZM134 228V227H133ZM203 229V227H200V229ZM237 228V227H236ZM244 228V227H243ZM102 229V228H101ZM135 229V228H134ZM143 229V228H142ZM141 229V230H142ZM150 229V228H149ZM159 229V228H158ZM178 229V228H177ZM189 229V228H188ZM187 229V230H188ZM191 229V228H190ZM195 229V228H194ZM238 229V228H237ZM29 230V229H28ZM99 230V229H98ZM140 230V231H141ZM153 230V229H152ZM192 230H193V228H192ZM10 231V230H9ZM13 231V232H14ZM241 231V230H240ZM136 232H137V230H136ZM150 232V231H149ZM157 232V231H156ZM184 233L186 232V230L185 231H183ZM188 232V231H187ZM193 232V231H192ZM208 232H209V230H208ZM231 232V231H230ZM250 232V231H249ZM114 233V232H113ZM130 233V232H129ZM169 233V232H168ZM188 233H190V232H188ZM193 233H195V232H193ZM201 233V232H200ZM206 233V232H205ZM244 233V232H243ZM251 233H252V231H251ZM261 233V232H260ZM145 234V233H144ZM143 234V235H144ZM154 234V233H153ZM202 234V233H201ZM247 234V233H246ZM147 235V234H146ZM169 235V234H168ZM195 235V234H194ZM229 235V234H228ZM240 235V234H239ZM248 235V234H247ZM259 235V234H258ZM134 236V235H133ZM136 236V235H135ZM188 236H190V235H188L187 234V237ZM202 236V235H201ZM201 236H200V238H201ZM231 236V235H230ZM246 235H244V237H245ZM256 236V235H255ZM77 237V236H76ZM140 237V236H139ZM142 237V236H141ZM145 237H147V236H145ZM164 237V236H163ZM171 237H173V236H171ZM186 237V238H187ZM192 237V236H191ZM250 237V236H249ZM149 238V237H148ZM165 239H166V237H164ZM190 238V237H189ZM199 238V239H200ZM233 238H235V237H233ZM240 238V237H239ZM246 238V237H245ZM13 239H15V238H13ZM69 239V238H68ZM131 239V238H130ZM161 239V238H160ZM236 239V238H235ZM244 239V238H243ZM24 240V239H23ZM145 240V239H144ZM157 240V239H156ZM170 240V239H169ZM191 240V239H190ZM230 240V239H229ZM232 240V239H231ZM247 240H248V237H247ZM246 240V241H247ZM249 240H251V239H249ZM146 241V240H145ZM168 241V240H167ZM176 241H178V240H176ZM193 241V240H192ZM192 241H190V243L192 242ZM195 241H197V240H195ZM245 241V242H246ZM132 242V241H131ZM130 242V243H131ZM173 242V241H172ZM180 242H181V238H180ZM183 242V241H182ZM237 242V241H236ZM238 242H239V240H238ZM241 242H243V240L241 241ZM248 242V241H247ZM150 243V242H149ZM164 243V242H163ZM169 243V242H168ZM179 243V242H178ZM194 243V242H193ZM21 244H22V242H21ZM65 244V243H64ZM143 244V243H142ZM154 244V243H153ZM162 244V243H161ZM174 244V243H173ZM183 244V243H182ZM261 244V243H260ZM156 245V244H155ZM157 245H159V244H157ZM163 245V244H162ZM166 245V244H165ZM189 245V244H188ZM234 245H235V243H234ZM233 245V246H234ZM237 245V244H236ZM257 246V245H256ZM264 246V245H263ZM141 247V246H140ZM174 247H175V244H174ZM173 247V248H174ZM223 247H225V245L223 246ZM232 247V246H231ZM67 246H65V245H63L62 246V250L65 252L66 250H67ZM160 248V247H159ZM163 248V247H162ZM171 248H172V246H171ZM181 248V247H180ZM226 248V247H225ZM243 248V247H242ZM145 249V248H144ZM151 249V248H150ZM161 249V248H160ZM167 249V248H166ZM177 249V248H176ZM220 249V248H219ZM133 250V249H132ZM140 250V249H139ZM159 250V249H158ZM163 250V249H162ZM171 250V249H170ZM214 250V249H213ZM225 250V249H224ZM125 251V250H124ZM150 251V250H149ZM155 251V250H154ZM160 251V250H159ZM164 251V250H163ZM168 251V250H167ZM172 251V250H171ZM255 251V250H254ZM140 252V251H139ZM175 252V251H174ZM173 252V253H174ZM183 252V251H182ZM214 252V251H213ZM217 252H219V251H217ZM228 252V251H227ZM63 253V252H62ZM155 253H156V251H155ZM162 252H160V254H161ZM168 253V252H167ZM170 253V252H169ZM177 253V252H176ZM254 253V252H253ZM262 253V252H261ZM130 254V253H129ZM153 254V253H152ZM159 254V253H158ZM210 254V253H209ZM232 254V253H231ZM263 254V253H262ZM162 255H163V253H162ZM173 255V254H172ZM176 255V254H175ZM211 255V254H210ZM235 255V254H234ZM248 255V254H247ZM256 255V254H255ZM258 255H260V254H258ZM150 256V255H149ZM161 256V255H160ZM160 256H159V258H160ZM222 256V255H221ZM249 256V255H248ZM262 256V255H261ZM261 256H259V257H261ZM157 257V256H156ZM176 257V256H175ZM208 257V256H207ZM242 257H244V256H242ZM258 257V256H257ZM113 258V257H112ZM120 258V257H119ZM151 258V257H150ZM247 258V257H246ZM245 258V259H246ZM254 258V257H253ZM253 258H252V261H253V263H254V260H253ZM131 259V258H130ZM141 259V258H140ZM203 259V258H202ZM233 259V258H232ZM243 259V258H242ZM108 260V259H107ZM117 260V259H116ZM121 260V259H120ZM241 260V259H240ZM229 261V260H228ZM227 261V262H228ZM242 261V260H241ZM243 261H245V260H243ZM109 262V261H108ZM112 262V261H111ZM157 262H159V261H157ZM251 261H249V264H251L250 263ZM256 262H257V260H256ZM263 262V261H262ZM166 263V262H165ZM170 263V262H169ZM173 263V262H172ZM206 263V262H205ZM231 263V262H230ZM229 263V264H230ZM234 263V262H233ZM232 263V264H233ZM241 263H243V262H241ZM246 263H247V259H246ZM252 263V264H253ZM68 264H75V263H73V262H71V263H69L68 262ZM112 264V263H111ZM137 264V263H136ZM153 264H154V262H153ZM157 264V263H156ZM218 264V263H217ZM220 264V263H219ZM224 264V263H223ZM228 264V263H227ZM237 264V263H236ZM257 264V263H256ZM260 264V263H259Z\"/></svg>", "mask_w": 264, "mask_h": 264}]
</instances>
